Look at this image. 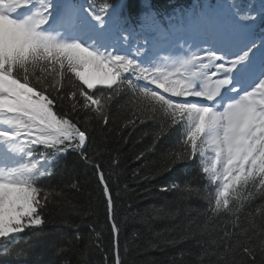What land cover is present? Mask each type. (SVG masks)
Here are the masks:
<instances>
[{
    "label": "snow or ice",
    "instance_id": "obj_1",
    "mask_svg": "<svg viewBox=\"0 0 264 264\" xmlns=\"http://www.w3.org/2000/svg\"><path fill=\"white\" fill-rule=\"evenodd\" d=\"M118 103L159 120L149 151L178 135L154 176L177 165L185 175L160 191L187 198L199 191L193 180H205V228L235 217L220 260L236 264L226 258L236 248L239 264H256L264 226L251 219L242 227L239 214L264 202V0H193L169 12L146 6L138 17L110 0H0V254L21 233L43 231L47 207L61 195L46 184L66 153L94 165L80 117L107 125ZM96 174L99 206L118 237L111 187L98 165ZM257 212L264 219V208ZM116 252L122 264L118 242ZM206 255L202 248L193 264Z\"/></svg>",
    "mask_w": 264,
    "mask_h": 264
},
{
    "label": "trees",
    "instance_id": "obj_2",
    "mask_svg": "<svg viewBox=\"0 0 264 264\" xmlns=\"http://www.w3.org/2000/svg\"><path fill=\"white\" fill-rule=\"evenodd\" d=\"M110 2L126 10L130 5L138 17L146 6L169 12L190 6L193 0ZM130 120H135L134 126L129 124ZM78 126L89 134L87 153L94 165L84 164L79 154L71 150L63 156L46 184L61 195L53 196L49 203L43 231L37 235L21 233L24 239L8 255L0 254V264H115L117 242L122 264H193L202 248L209 252L203 257L204 264H223L220 256L225 253L221 238L225 231H232L231 221L235 217L217 218L205 228L209 215L204 191L207 182L193 180L191 187L199 191L181 198L179 193L160 191L173 180L182 182L185 174L177 171L181 165L164 177L154 176L162 156L179 147L176 133L162 136L149 151L160 127L159 120L146 119L142 112L124 103L111 107L107 125L94 118L85 124L81 116ZM96 165L112 190L116 222L121 228L118 237L111 232L105 208L99 206L103 195ZM190 171L193 175H203L195 169ZM257 208H264V202L258 199L239 214L242 227L250 228L251 219L258 226H264ZM182 235H186L183 240ZM226 258L239 264L242 253L234 248ZM256 264H264V256L259 251Z\"/></svg>",
    "mask_w": 264,
    "mask_h": 264
}]
</instances>
